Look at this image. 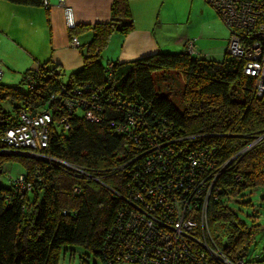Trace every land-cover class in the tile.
Instances as JSON below:
<instances>
[{
    "label": "trees",
    "instance_id": "trees-1",
    "mask_svg": "<svg viewBox=\"0 0 264 264\" xmlns=\"http://www.w3.org/2000/svg\"><path fill=\"white\" fill-rule=\"evenodd\" d=\"M4 1L46 8L43 0ZM132 28L127 0H112L109 20L67 28L69 38L90 32L80 67L65 74L50 61L38 62L22 72L18 85L0 83V137L17 124L19 109L34 114L45 108L49 94L60 86L86 84L97 90L95 118L74 112L65 131L53 127L42 151L50 160L9 153L0 141V175L9 162L22 169L20 186L9 175V182L0 181V264H58L63 251L73 252L76 246L102 264L116 262L111 258L119 250L120 236L132 234L130 213L141 203L134 193L164 173L154 161L155 147L163 149L155 145L176 131L183 137L181 150L170 160L176 170L186 166L187 153L200 152L196 169L205 189L216 173L203 216L209 236L228 260L242 257L264 264L257 255L245 258L259 229L255 216L247 225L228 206L244 192L260 190L264 200V93L252 95L253 79L241 72L240 59L227 54L212 60L185 48L158 50L103 65L100 51L109 35ZM161 71L181 74L180 109L169 98L170 85L164 94L155 88L152 73ZM26 77L31 79L27 87ZM3 100L10 103L8 108ZM58 103L49 107L60 108ZM59 112L51 111L53 122ZM241 204L252 205L250 198Z\"/></svg>",
    "mask_w": 264,
    "mask_h": 264
},
{
    "label": "built area",
    "instance_id": "built-area-1",
    "mask_svg": "<svg viewBox=\"0 0 264 264\" xmlns=\"http://www.w3.org/2000/svg\"><path fill=\"white\" fill-rule=\"evenodd\" d=\"M220 18L228 31L224 54L242 61L241 72L253 79L252 95L264 93V0H203ZM46 6V0H43ZM62 5V3H60ZM67 28L74 25L71 11L63 7ZM71 47L78 46L76 36L69 38ZM185 50L193 53L192 40L187 41ZM105 66H109L108 64ZM107 76H110L107 73ZM30 77L24 79L29 86ZM49 103L59 101L60 108H45L29 114L24 109L17 113V124L6 128L0 141L5 151H18L50 160L42 151L48 146L53 127L65 131L68 117L80 112L84 118H95L93 113L96 88L86 84L75 87L60 86L59 91L49 94ZM51 111H61L53 122ZM64 111V112H62ZM179 131L167 135L160 147H155L154 161L164 169L160 178L142 186L134 197L141 200L130 213L126 226L131 235L120 236L119 250L113 261H128L132 264H257L244 261L242 257L228 260L218 245L209 236L204 223L205 201L215 175L205 189V179L200 178L196 168L200 166L203 153L189 152L186 166L176 170L170 160L176 157V150L182 141ZM73 170L81 169L62 162ZM150 163L147 161L146 165ZM156 177V176H155ZM20 186L21 175L11 180ZM198 210V211H197Z\"/></svg>",
    "mask_w": 264,
    "mask_h": 264
},
{
    "label": "crops",
    "instance_id": "crops-1",
    "mask_svg": "<svg viewBox=\"0 0 264 264\" xmlns=\"http://www.w3.org/2000/svg\"><path fill=\"white\" fill-rule=\"evenodd\" d=\"M111 1L112 0H46V8L42 6L32 7L11 3L3 5L5 8L3 17L9 16L10 19H14L16 21V23H14V28L17 25L24 29L26 26L25 31L21 32L23 47L22 44L18 42H16L18 46H15L23 56V58H20V60H22L21 67L28 61L27 56L30 57L31 55H35L38 48H41V53H43L41 55H46L47 53V59L38 61L40 58L37 59L35 55V64L25 68V70L35 67L38 62L44 61H50L51 64L59 66L65 74L80 67L82 64L81 50H84L87 46L90 40V32L85 30L77 34L78 46L71 47L69 44L67 26L64 21L63 7H68L70 9L74 25H84L87 27L95 22L107 21L110 19ZM185 1L187 4V11L186 18L185 20L182 19V23L195 29L192 36L188 38H186L185 35L174 37L171 34H163L165 42H174V45L171 47L170 44L161 43L160 36L157 35L158 33L153 32V27L150 28V24H159L161 18H159L158 15L160 11L164 10L167 6L171 7L174 11L178 5V1L160 0L157 4V0H127L133 28L126 34L112 32L109 35L105 46L100 51L101 62L103 61L102 53L103 56L107 58V61L126 62L158 50L170 51L174 49V51L177 52L183 50L189 40L193 42V53L212 60H220L224 55L227 39L226 31L218 20L219 17L203 0ZM60 3H62V5H60ZM183 5H185V2H183ZM154 12L155 16H153ZM198 16L204 18L209 23V31L205 34H201L197 29L196 22L199 21ZM37 21H41V23L38 24ZM215 24H218V27L215 29V32H212L211 26ZM28 25L29 27H27ZM12 27L13 23L11 20H8L7 23L0 21V29L5 34L10 31ZM36 27L41 33V40L39 43H35L33 40ZM84 33L87 34L89 38L88 36L84 38ZM80 38H83V40L81 41ZM86 40L87 42H85ZM34 49L35 51H33ZM21 67L18 66L19 69H21ZM24 71H21L20 77Z\"/></svg>",
    "mask_w": 264,
    "mask_h": 264
},
{
    "label": "rangeland",
    "instance_id": "rangeland-1",
    "mask_svg": "<svg viewBox=\"0 0 264 264\" xmlns=\"http://www.w3.org/2000/svg\"><path fill=\"white\" fill-rule=\"evenodd\" d=\"M160 0H157V4ZM178 5L176 6L175 10L173 11L171 7L167 6L164 8V10L160 11L159 13V24L151 25L150 28L153 27V32L158 33L157 35L160 36L161 43H167L165 42V38L163 37V34L165 35H172L174 37H177L179 35H185L186 38L192 36L194 29L184 23H182V19L185 20L186 18V9L187 4L185 0H177ZM183 2H185V5H183ZM8 4V2L4 0H0V21L7 23L8 20H11L13 23V27L10 31H8L6 34L1 31L0 29V83L10 85V86H16L19 84L20 81V73L21 71H24L25 68L34 65L35 63V55L38 61H42L43 59H47V53L46 55H41V48H38L36 50L35 55H31L30 57L27 56L28 61L25 65H22V60L20 58H23L21 53L15 48V46H18L16 42L19 44H22L23 47V40L21 37V32L25 31L26 26L23 28L16 25L14 28V23L16 21L14 19H10L9 16L3 17V14L5 13V8L3 5ZM49 4V2H48ZM23 7V6H21ZM185 14V15H184ZM155 16V12L153 14ZM199 21H197V29L201 34H205L209 31V23L207 20H205L202 17H199ZM4 19V20H2ZM218 20L221 23V26L226 31V39L228 38V31L226 27L223 25V22H221L220 18ZM38 24L41 23V21H37ZM36 25V24H35ZM37 26V25H36ZM29 27V25L27 26ZM218 24H215L214 26H211L212 32H215V29H217ZM213 28V29H212ZM38 28L36 27L35 32L33 34V40L35 43H39L41 40V33ZM197 31V30H196ZM27 32V30H26ZM89 34V33H88ZM45 35V34H44ZM156 35V36H157ZM213 35V33H212ZM84 38L88 35L84 33ZM16 38V39H15ZM89 38V36H88ZM17 40V41H16ZM82 41L83 38H80ZM87 42V40L85 41ZM81 44V43H80ZM171 47L174 45V42L171 41L170 43ZM176 48V47H174ZM185 48V46H184ZM171 49V48H170ZM35 51V49L33 50ZM173 52H176L173 50H170ZM48 52V51H47ZM40 56V57H39ZM101 57V54H100ZM102 63L105 65L107 58L103 56L102 53ZM18 66L21 67V69L18 68ZM163 76V80H157L156 78H160ZM152 79L155 85V88L158 89L162 94L163 91L166 89V86L171 87V95L170 100H174L173 105L176 108L180 109L181 104L179 105L178 99L181 94L182 86V77L180 73H175L173 71L169 72H154L152 73ZM63 82H65L66 77L65 75H62ZM4 104V107H9L10 103L8 100L2 101ZM5 172L1 173L0 175V181L3 184H6L9 182V180L15 179L18 172H20L22 169L21 167L14 163L9 162L4 165ZM9 175V180L7 179V176ZM263 195V193L260 190H257L255 192H252V195H248L247 192L240 193L235 201H230L228 203V206L237 214V217L243 221V223L247 225H251L252 222L250 221V216H255V220H253L255 225H258L259 229L256 233H254L253 238L251 240L250 245L247 247L245 258L253 257L254 255H257L259 258H264V200L262 201L260 197ZM250 198L251 206H247L244 204H241V201H244L246 199ZM73 252H71L69 249H66L63 251V253L60 255L58 264H92L93 262L95 264H102L98 258H93L90 255H86L83 252V249L76 246L73 247ZM113 264H132L128 261H117Z\"/></svg>",
    "mask_w": 264,
    "mask_h": 264
},
{
    "label": "water",
    "instance_id": "water-1",
    "mask_svg": "<svg viewBox=\"0 0 264 264\" xmlns=\"http://www.w3.org/2000/svg\"><path fill=\"white\" fill-rule=\"evenodd\" d=\"M9 153L29 155V154H26V153H23V152L21 153V152H18V151H9ZM30 156H32V155H30Z\"/></svg>",
    "mask_w": 264,
    "mask_h": 264
}]
</instances>
